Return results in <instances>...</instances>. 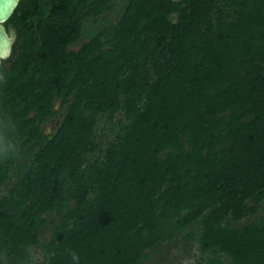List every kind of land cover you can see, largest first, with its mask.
I'll return each mask as SVG.
<instances>
[{
  "label": "trees",
  "instance_id": "16d2710c",
  "mask_svg": "<svg viewBox=\"0 0 264 264\" xmlns=\"http://www.w3.org/2000/svg\"><path fill=\"white\" fill-rule=\"evenodd\" d=\"M115 4L5 23L0 264H264V0H125L90 30Z\"/></svg>",
  "mask_w": 264,
  "mask_h": 264
},
{
  "label": "rangeland",
  "instance_id": "374dc122",
  "mask_svg": "<svg viewBox=\"0 0 264 264\" xmlns=\"http://www.w3.org/2000/svg\"><path fill=\"white\" fill-rule=\"evenodd\" d=\"M125 0H116L114 10L110 13H107V16H111V22L114 23L118 17V10L121 8ZM102 24H99L98 30L102 28ZM59 100L56 101L55 109L59 108ZM60 118L49 119L43 124V129L45 133H50L57 124V121ZM48 232H44L40 238H49ZM196 249L190 248V250H180L177 248H171L167 252H164L162 255L158 253L152 254L149 259L144 261V264H198V261L195 256ZM198 253V252H197ZM35 259L36 261H42L43 257L39 249H35Z\"/></svg>",
  "mask_w": 264,
  "mask_h": 264
},
{
  "label": "water",
  "instance_id": "95a60500",
  "mask_svg": "<svg viewBox=\"0 0 264 264\" xmlns=\"http://www.w3.org/2000/svg\"><path fill=\"white\" fill-rule=\"evenodd\" d=\"M20 0H0V65L2 60L9 57L13 43L17 37L13 24L5 23L13 14Z\"/></svg>",
  "mask_w": 264,
  "mask_h": 264
},
{
  "label": "flooded vegetation",
  "instance_id": "af4514ba",
  "mask_svg": "<svg viewBox=\"0 0 264 264\" xmlns=\"http://www.w3.org/2000/svg\"><path fill=\"white\" fill-rule=\"evenodd\" d=\"M120 9V8H119ZM116 13H118V12H116ZM108 14H106L105 16H104V18L103 19H101V20H99L96 24H94V25H92V26H90L89 28H90V30H94V29H96V28H98V26H99V24H103V23H110L111 22V16H107ZM77 48L79 47V45L78 46H76ZM51 119H53V118H51Z\"/></svg>",
  "mask_w": 264,
  "mask_h": 264
},
{
  "label": "clouds",
  "instance_id": "9594fccd",
  "mask_svg": "<svg viewBox=\"0 0 264 264\" xmlns=\"http://www.w3.org/2000/svg\"><path fill=\"white\" fill-rule=\"evenodd\" d=\"M18 151L14 152L13 154L11 155H4L3 158H0V162H7L9 159H11L12 155H15ZM72 259L74 261H77L78 262V256L75 252H73L72 254Z\"/></svg>",
  "mask_w": 264,
  "mask_h": 264
}]
</instances>
